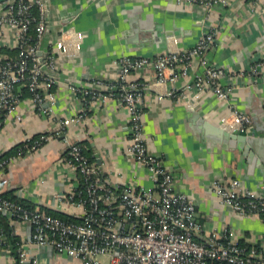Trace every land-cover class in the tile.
I'll return each mask as SVG.
<instances>
[{
    "label": "crops",
    "instance_id": "1",
    "mask_svg": "<svg viewBox=\"0 0 264 264\" xmlns=\"http://www.w3.org/2000/svg\"><path fill=\"white\" fill-rule=\"evenodd\" d=\"M4 1L0 0V10ZM46 1L50 31L42 47H49L65 28L69 39L77 41L82 35L81 49L74 55L59 54L54 115L39 114L30 110L28 102L21 103L25 122L17 125L13 118L1 129L0 155L26 138L55 129L60 118L76 117L66 128V136L91 144L95 164L102 175L111 178L112 185L151 186L148 170L126 153L130 142L127 107L112 96L92 99L87 106L70 83L96 77L115 79L117 62L124 55L153 57L186 50L203 34L214 31L215 44L205 52V63L195 59L187 74L157 83L155 70L144 69L132 71L130 79L142 84V120L150 151L171 169L176 188L196 202L204 226L197 238L203 239L210 231L223 235L230 227L241 242L261 243L264 222L260 215L244 216L219 203L214 184L221 178L238 177L264 194V79L252 72L255 62L264 59V0H229L211 6L187 0ZM5 29L0 54L3 47L15 48L14 29ZM207 66L227 70L221 82L233 87L232 102L252 117L251 133L233 132L220 123L229 104L212 87L194 98L196 78ZM206 122L238 136L225 137ZM66 146L62 135L54 136L34 153L0 168V193L13 192L33 208L62 210L55 195L78 183L75 171L60 161ZM12 225L21 243L43 263L80 264L75 257H58L48 248L30 243L29 223L15 221ZM11 254L0 247V264H17ZM102 260L108 263L107 256Z\"/></svg>",
    "mask_w": 264,
    "mask_h": 264
},
{
    "label": "built area",
    "instance_id": "2",
    "mask_svg": "<svg viewBox=\"0 0 264 264\" xmlns=\"http://www.w3.org/2000/svg\"><path fill=\"white\" fill-rule=\"evenodd\" d=\"M187 1L208 6L229 2ZM47 11L46 0H5L0 10V39L6 27L13 28L17 48L15 55L0 54V131L13 118L17 125L25 122L19 109L23 102H28L34 112L54 115L59 54L74 55L81 49L82 35L77 41L69 39L65 28H61L49 47H42L50 31ZM215 40V32L209 31L186 50L153 57L124 55L117 62L119 71L115 79L96 77L70 83L78 97L83 95V101L84 95L91 99L112 96L127 107L130 142L126 153L148 170L151 186L112 185L111 178L100 173L82 146L66 136V128L76 117H62L55 129L38 133L40 136L35 139H24L25 153L19 151L0 159V168L5 169L23 155L39 150L49 138L63 135L67 146L60 161L75 171L78 183L55 195L62 210L53 214L0 196V211L11 223L19 221L32 226L30 243L44 246L58 257H75L80 264H264V234L261 243L252 245L237 239L230 227L223 235L210 231L203 239L197 238L204 226L196 202L176 188L171 169L150 151L142 120V84L139 79H130L134 70L154 69L157 83L174 81L180 74H187L195 59L205 63L203 56ZM169 68L171 73L167 74ZM252 72L264 79V59L255 62ZM227 73L223 67L207 66L205 73L196 78L198 91L194 98L198 99L207 86L212 87L229 104L220 123L233 132L249 134L253 119L232 102L233 87L221 82ZM214 191L222 205L244 216L260 215L264 222V194L247 187L240 178H221L215 182ZM19 196H23L22 192ZM65 214L75 219L67 220ZM3 242L0 236V247L11 254L10 246ZM18 251V259L11 254L17 264H46L23 243ZM103 256L108 257V263L102 260Z\"/></svg>",
    "mask_w": 264,
    "mask_h": 264
},
{
    "label": "trees",
    "instance_id": "3",
    "mask_svg": "<svg viewBox=\"0 0 264 264\" xmlns=\"http://www.w3.org/2000/svg\"><path fill=\"white\" fill-rule=\"evenodd\" d=\"M34 12L38 13L37 8H34ZM34 35V34H33ZM3 52L11 54V55H15L17 53V48H13V49H9L6 47L2 48ZM27 93V92H26ZM85 99L84 102L86 103L87 106H89V102L91 99L90 96L88 95H84ZM80 97L82 98L83 95H80ZM40 135L36 134L35 136H33V139L38 138ZM83 149V152L89 157L90 161L94 162L95 161V155H94V151L93 148L91 146V144L88 141H79L78 142ZM24 142H20L14 146H12L10 149H8L6 152H4L1 156L0 159L4 160L9 158L10 156L16 155L19 153V151H22V153H25L26 149L24 147ZM0 196H4L6 198H9L11 200H15L18 201L20 203H22L23 205H25L26 207L29 208H33L28 201H26L23 198H19L17 197L13 192L10 191H6V192H2L0 193ZM48 211V210H47ZM49 212L53 213V214H58V212L53 211V210H49ZM64 218L67 220H74L75 218L69 214H65ZM0 236L3 237V245H8L11 248V251L13 253V255L18 259L19 257V245L21 243L20 237L15 234L14 232V227L9 219V217H7V215L3 214L0 211Z\"/></svg>",
    "mask_w": 264,
    "mask_h": 264
},
{
    "label": "water",
    "instance_id": "4",
    "mask_svg": "<svg viewBox=\"0 0 264 264\" xmlns=\"http://www.w3.org/2000/svg\"><path fill=\"white\" fill-rule=\"evenodd\" d=\"M63 22H66L65 19H64ZM207 125L210 127V129H214L215 132L224 134L225 137L235 138V137L238 136L236 133H231V132L229 133V132H228L225 128H223V127H217V128H216V126H213L212 124L206 122V126H207ZM62 136H63V135H62ZM240 136H244V135H240ZM247 139H248V138H247ZM248 147H251V145H249ZM251 154H252V155H255V151H252ZM96 156L98 157V163L101 164V159H99V155L97 154ZM260 163H261V162H260Z\"/></svg>",
    "mask_w": 264,
    "mask_h": 264
}]
</instances>
